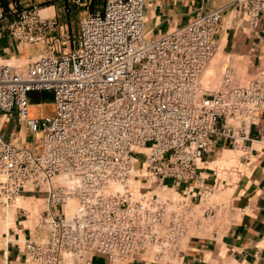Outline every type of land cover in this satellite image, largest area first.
Wrapping results in <instances>:
<instances>
[{"label": "built area", "instance_id": "built-area-1", "mask_svg": "<svg viewBox=\"0 0 264 264\" xmlns=\"http://www.w3.org/2000/svg\"><path fill=\"white\" fill-rule=\"evenodd\" d=\"M74 1L87 10L69 47L50 45L25 67L0 61V203L25 192L44 195L50 235L26 240L33 264H67L68 257L94 253L111 264L137 257L169 264L192 205L141 188L195 179L216 141L249 139L264 109V69L247 84L234 81L230 68L215 88L201 82L217 52L224 6L149 38L147 0H105L99 11L89 0ZM232 6L255 26L264 0H233ZM6 19L0 0V39L9 34L18 46L56 24L40 11ZM33 91L53 93V113L29 116ZM20 124L39 134L34 146L22 139ZM144 180L149 184L134 187Z\"/></svg>", "mask_w": 264, "mask_h": 264}, {"label": "crops", "instance_id": "crops-1", "mask_svg": "<svg viewBox=\"0 0 264 264\" xmlns=\"http://www.w3.org/2000/svg\"><path fill=\"white\" fill-rule=\"evenodd\" d=\"M233 0H147L145 30L157 38L200 14L224 6L223 17L214 36L216 66L220 77L227 68L237 83L247 84L264 69V10L252 26L238 15ZM0 58L25 57L9 34L2 39ZM52 94L49 91H33ZM32 93V92H30ZM22 139L23 132H20ZM199 177L180 183L168 181L155 191L175 203H190L192 213L187 233L179 241V253L169 264H264V109L251 129L249 139L236 143L223 138L214 143L213 152L200 159ZM148 181H142L139 184ZM207 187V191L203 190ZM44 200L45 203H39ZM211 208L212 214H205ZM47 202L42 194L25 192L14 204L0 203V264H33L27 259V239L46 240L50 235L44 221ZM53 211L61 213L60 206ZM67 264H111L101 253L83 258L68 257ZM117 264H165L139 257Z\"/></svg>", "mask_w": 264, "mask_h": 264}, {"label": "rangeland", "instance_id": "rangeland-1", "mask_svg": "<svg viewBox=\"0 0 264 264\" xmlns=\"http://www.w3.org/2000/svg\"><path fill=\"white\" fill-rule=\"evenodd\" d=\"M89 8L91 10H103L105 0H89ZM6 10L7 19L9 23H12L19 19V15L26 11H40L42 16H45L43 8L51 7L50 15L56 20V24L52 29H47L39 34L41 38L35 39L31 42H26L22 46H28L20 51L21 54H25V57L15 58L12 60V56L2 57L1 60L12 63L16 66L25 67L28 63L34 61L39 57L40 54L47 52L48 46L54 45L56 49L64 50L69 47L68 40L73 39L77 36L80 28L81 17L85 14L87 8L85 5H79L74 0H3ZM66 39V43L54 42V39ZM5 41L0 40V49L3 47ZM25 46V47H26ZM216 57V56H214ZM10 59V60H9ZM218 59V58H217ZM13 61V62H10ZM215 60L213 63L214 73L210 76L205 85L210 88H215L221 80L220 74L218 73V67L216 66ZM28 109L30 117H45L54 110V99L52 94H42L39 92H32L28 95ZM9 117H6L5 121L2 122L1 128L8 126ZM18 132H23V136L28 140L29 146H34L35 140L39 138L38 133L26 132L25 125L20 124L17 129ZM18 198L11 204L16 203ZM39 203H45L44 200H39ZM10 205V204H8ZM61 211L63 207L60 206Z\"/></svg>", "mask_w": 264, "mask_h": 264}, {"label": "bare ground", "instance_id": "bare-ground-1", "mask_svg": "<svg viewBox=\"0 0 264 264\" xmlns=\"http://www.w3.org/2000/svg\"><path fill=\"white\" fill-rule=\"evenodd\" d=\"M50 9H51V7L48 6L47 8H43V11H42V12H44L45 15H46V14H49V13H50ZM49 15H50V14H49ZM9 60H10V59H9ZM12 60H13V59H12ZM215 60H217V56L214 57V58L211 60L210 64L206 67L204 73L202 74L201 82H202L203 84H206L205 82L208 81V79L210 78V76L214 73L213 63L215 62ZM10 62H13V61H10ZM138 186H139V182H136V184H134V187H135L136 189H138ZM68 208H70V211H71V210H72V211L74 210L75 206L73 205V202H71V203L68 205Z\"/></svg>", "mask_w": 264, "mask_h": 264}, {"label": "trees", "instance_id": "trees-1", "mask_svg": "<svg viewBox=\"0 0 264 264\" xmlns=\"http://www.w3.org/2000/svg\"><path fill=\"white\" fill-rule=\"evenodd\" d=\"M1 2H2L3 6H4L5 10H6V7H5V4H4L3 0H1ZM6 11H7V10H6Z\"/></svg>", "mask_w": 264, "mask_h": 264}]
</instances>
